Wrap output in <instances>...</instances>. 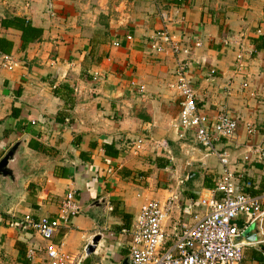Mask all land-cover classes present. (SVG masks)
<instances>
[{
    "label": "crops",
    "instance_id": "1",
    "mask_svg": "<svg viewBox=\"0 0 264 264\" xmlns=\"http://www.w3.org/2000/svg\"><path fill=\"white\" fill-rule=\"evenodd\" d=\"M52 1L55 13L49 15L45 0H0V19L23 15L41 30L22 47L20 30L0 25L16 60L12 68L0 63V158L20 142L11 162L16 174H0V264L28 260L29 232L9 220L27 211L56 214L68 189L75 191L81 210L53 232V239L78 252L94 234L102 235L88 255L90 264H122L125 258L130 264L129 236L118 233L120 211L133 222L146 198L173 194L164 224L171 233L205 210L201 199L219 195L223 164L191 130L180 137L173 127L179 95L170 83L178 58L189 61L186 74L199 110L214 115L225 106L237 117L234 136L216 141L227 152L236 183L245 188L249 180L248 191L264 193V154L258 151L264 147V0ZM161 10L183 47L179 54L151 48L153 33L163 26ZM226 37L246 49L241 64L237 44H225ZM210 68H215L211 74ZM61 82L72 88L70 107ZM174 111L175 120L172 115L160 120ZM248 123L255 126L252 134ZM136 138L143 139L139 150L132 146ZM162 140L166 145H157ZM111 142L116 155L104 151L103 143ZM156 156L167 163L156 165ZM248 219L239 212L233 222ZM258 232L254 224L248 235L258 238ZM243 254L250 264H264V241L244 246Z\"/></svg>",
    "mask_w": 264,
    "mask_h": 264
},
{
    "label": "built area",
    "instance_id": "2",
    "mask_svg": "<svg viewBox=\"0 0 264 264\" xmlns=\"http://www.w3.org/2000/svg\"><path fill=\"white\" fill-rule=\"evenodd\" d=\"M45 2L46 12L53 15L55 13L53 1ZM160 16L163 26L153 33L151 48L159 52L179 54L183 47L179 38L170 33L164 23L168 18L166 10H161ZM126 38L130 39L131 35L126 34ZM223 42L237 44L236 61L241 64L247 51L240 40L226 37ZM0 63L12 68L16 60L12 54L1 52ZM188 66L187 59L178 58L172 72L175 80L170 86L176 89L179 95L178 117L173 127L180 137L191 130L196 141L202 144L207 152L216 155L223 164V173L216 185L219 195L201 199L200 204L205 210L194 213L191 222H180L178 230L171 233L165 230L164 224L172 212L174 195L162 199L146 198L133 222L120 228L118 233L129 236L130 264H250L244 261L243 248L264 241V193L255 194L248 191L247 188L251 186L249 180L244 182L246 189L236 183L234 172L227 166V152L220 150L216 146V141L221 137L234 136L237 117L225 106L218 108L214 115L199 110L191 78L186 74ZM209 71L211 74L215 68H210ZM96 75L93 73L94 78ZM134 83L132 81V84ZM242 85L247 86V83L243 82ZM138 88L140 91L143 90V86ZM246 126L249 134L255 132V126L251 123ZM156 143L159 146L166 145L165 140ZM142 145V138L132 141V146L137 150L141 149ZM258 151L264 154V147L260 145ZM80 210L81 205L75 191L68 189L59 201L56 214L36 216L27 211L21 218L9 220L11 225L18 224L29 232L25 257L30 264H84L87 245L78 252H71L64 247L63 242L53 239V232L60 225H67L70 218ZM239 212L249 216L248 223L233 222ZM252 223L256 225L259 237L256 240L245 241L244 233Z\"/></svg>",
    "mask_w": 264,
    "mask_h": 264
},
{
    "label": "trees",
    "instance_id": "3",
    "mask_svg": "<svg viewBox=\"0 0 264 264\" xmlns=\"http://www.w3.org/2000/svg\"><path fill=\"white\" fill-rule=\"evenodd\" d=\"M172 1L175 4H179L181 2V0H172ZM0 25L3 27L10 26V27L19 29L21 32L20 35L22 39V44H21L22 47H25L29 41L33 39L35 40L38 37H40V34H41L40 28L33 26L30 23V21L27 18H25V16L19 15V14H9V15L4 16L3 18L0 19ZM11 48H12V41L8 39L5 35H0V53L9 52ZM59 87L64 89L66 93L65 99L69 103L68 107H70L71 102L73 103V99H74L73 96H71L72 88L67 83H64V82H61L59 84ZM59 87L55 86L54 91L58 92ZM103 147H104V151L106 154L116 155L118 152V149L115 147V145L112 142L103 143ZM155 160H156V165L158 166H164L167 163V159L162 158L160 156H156ZM112 211L118 212L115 206L112 208ZM119 214L121 215V218L123 220L122 224L119 225V229L124 226H129L131 223V215L125 211H120ZM85 260L87 264H90V259H88V256L86 257ZM22 264H29V262L28 260L22 259Z\"/></svg>",
    "mask_w": 264,
    "mask_h": 264
},
{
    "label": "water",
    "instance_id": "4",
    "mask_svg": "<svg viewBox=\"0 0 264 264\" xmlns=\"http://www.w3.org/2000/svg\"><path fill=\"white\" fill-rule=\"evenodd\" d=\"M19 143H20L19 141L15 142L12 146L8 148V150L0 158V174L7 178H11L14 174H16L17 168L14 169L11 162H13L15 158L18 156L17 148H18ZM253 227H254V224H250V226L246 229L244 233V236H247L246 239L249 241L256 240L255 235L253 234H251L250 236L248 235L249 230L253 229ZM101 237L102 235H100L99 233H96L93 235L90 243H88L85 248L87 256L95 252L96 246L98 242L100 241ZM126 260L127 259L125 258L122 261V264H125Z\"/></svg>",
    "mask_w": 264,
    "mask_h": 264
},
{
    "label": "rangeland",
    "instance_id": "5",
    "mask_svg": "<svg viewBox=\"0 0 264 264\" xmlns=\"http://www.w3.org/2000/svg\"><path fill=\"white\" fill-rule=\"evenodd\" d=\"M176 103H177V102H175V104H176ZM175 113H176V111H174V112H167V113L163 114L162 117H160V120L163 119V118L169 120V119H170V118H169L170 115L173 116V117L171 116V120H175L176 117H177V116H174ZM166 122H168V121H166ZM147 133H149V132H147ZM150 133H151V132H150ZM150 135L153 136L152 134H150ZM151 136L148 135V136H146V138H149V139H150ZM162 158H165V157H162ZM168 182L171 183V181H168ZM166 185H167V184H166ZM168 185H169V184H168ZM170 186H174V187L176 186V181H174V179H173L172 184H170ZM73 235H74V234H73ZM74 236H75V235H74Z\"/></svg>",
    "mask_w": 264,
    "mask_h": 264
}]
</instances>
